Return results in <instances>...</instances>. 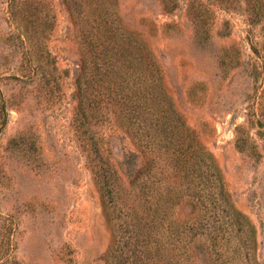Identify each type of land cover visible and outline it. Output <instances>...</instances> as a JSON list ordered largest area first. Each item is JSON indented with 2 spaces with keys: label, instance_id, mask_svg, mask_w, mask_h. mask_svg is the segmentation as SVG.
Here are the masks:
<instances>
[{
  "label": "rangeland",
  "instance_id": "obj_1",
  "mask_svg": "<svg viewBox=\"0 0 264 264\" xmlns=\"http://www.w3.org/2000/svg\"><path fill=\"white\" fill-rule=\"evenodd\" d=\"M0 264H264V0H0Z\"/></svg>",
  "mask_w": 264,
  "mask_h": 264
},
{
  "label": "trees",
  "instance_id": "obj_2",
  "mask_svg": "<svg viewBox=\"0 0 264 264\" xmlns=\"http://www.w3.org/2000/svg\"><path fill=\"white\" fill-rule=\"evenodd\" d=\"M89 77H91V75L89 76ZM80 80V78L78 79V82H80L79 81ZM97 79H95L94 78V81L95 82H97L96 81ZM110 82L112 81L111 79L109 80ZM101 83H103V81H100V83H98V87H99V85L101 84ZM86 85H87V83H85ZM108 84V83H107ZM109 85V89L112 91L113 90V92H114V94H117V93H119V92H117V90L118 89H116V84L115 85H110V84H108ZM83 87H85L86 89H87V86H83ZM106 91L103 89V87H99V96H101V97H104V93H105ZM108 94V93H107ZM84 95H86V97H87V99H90V97H91V93H87V92H85V94ZM94 96V95H93ZM91 100H92V98H91ZM98 101H94V100H92V102H88V104H87V106L89 107V108H93L94 107V104H97L98 102H100V100L99 99H97ZM131 100V99H130ZM89 101V100H88ZM94 102V103H93ZM85 120L86 119H84V122H85ZM144 123H146L145 121H143ZM143 138H145V137H143V135L140 133V135H139V139H143ZM167 138V137H166ZM150 140H153L152 139V137H149L148 139H147V137H146V142L144 143V145H142L144 148H149V144H150ZM186 152L184 151L183 153H179L180 154V156L182 157V158H186V154H185ZM174 158H176V159H173L174 161H175V163L178 165V163H177V159L179 158L180 159V157L178 156V155H174ZM100 169H99V173H101V175L103 174V172H104V168L102 167V166H100L99 167ZM102 176H104V175H102ZM216 197V196H215ZM215 199H217V198H215ZM194 203H192V202ZM190 202L192 203V205H194V207H196L195 205L197 204V202H200L199 201V199H197V198H194V199H192ZM207 209V208H206ZM208 234H209V232H208ZM212 236L214 235V233L212 232V234H211ZM211 235L210 236H208V241H210L211 240ZM215 236H216V234L214 235V237L213 238H215ZM245 243L247 244V241H245Z\"/></svg>",
  "mask_w": 264,
  "mask_h": 264
}]
</instances>
